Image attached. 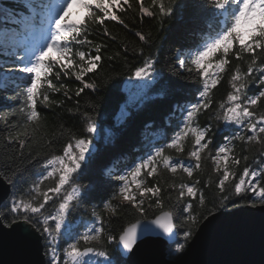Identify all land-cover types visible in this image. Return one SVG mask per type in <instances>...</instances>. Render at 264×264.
Wrapping results in <instances>:
<instances>
[{"label":"snow or ice","instance_id":"6c2138e0","mask_svg":"<svg viewBox=\"0 0 264 264\" xmlns=\"http://www.w3.org/2000/svg\"><path fill=\"white\" fill-rule=\"evenodd\" d=\"M135 5L140 19L152 17L161 26L186 7L178 5L177 0H150L148 5L145 0H135ZM74 7L82 9L84 17L73 20ZM133 7V0H9L0 4V90L13 87L16 96L22 98L15 109H0V123L4 126L0 131V182L12 191V197L0 207V223L7 219L6 227L19 223L35 229L43 238L46 264H122L107 245L116 244L119 251L131 253L138 239L146 234L166 237L175 243V252L182 253L193 235L192 225L199 223L191 201H197L201 208L205 205L201 181L193 178L195 172L203 171L205 157L214 165L218 194L213 208L204 212L201 219L229 202L264 207V0H203L198 7L205 13L209 31L202 33L191 48L178 52L172 68L173 75L188 73L185 79L201 85L196 102L179 108L182 126L178 125L171 137L159 133L158 138L165 141L162 145H156L129 171L115 176L120 182L117 191L101 211L92 209L93 221L82 225L83 231L70 219L86 196L77 182L78 174L85 161L95 155L93 139H100L95 106L90 105L93 112L81 114L86 135L77 136L63 122L55 121L59 132L49 133L47 118L38 103L43 102L45 108H63L62 102L50 98V94L62 93L71 99L62 78L73 74L82 85L75 91L77 97L85 89L95 92L100 87L85 77L97 73V69L102 71V49L108 44L89 37L98 33L116 41L118 38L110 33L106 21L133 31L120 15ZM134 34L143 45L151 46L150 33ZM121 43V49L107 59L126 60L128 53L144 57L128 79L144 81L142 89L157 82L159 53L145 56L143 47L130 48L127 42ZM225 73L229 74L231 91L218 103L212 118L234 126V130H229L231 134L218 148L211 149L213 127H202L199 117L213 107V89ZM253 85L258 90L249 94ZM68 111L79 113V107ZM13 116L18 118L13 120ZM119 119H129L128 112L121 110ZM111 135L104 137L106 142ZM148 138L146 133L145 139ZM189 139L192 147L188 158L194 163H173L169 152L183 154ZM60 140H64V145L57 154ZM235 142L244 145L240 155L236 154ZM254 144L259 146L256 154L260 160L250 166L246 153L248 146ZM242 163L245 166L239 169ZM164 172L171 175L167 189L176 193L175 201L167 207L160 186ZM167 200L173 201L171 194ZM129 210L136 213L135 222L122 228L118 237L106 235L101 213L106 211L111 219ZM148 211L155 212L153 218L149 219ZM178 224L184 228L183 243L178 242Z\"/></svg>","mask_w":264,"mask_h":264},{"label":"trees","instance_id":"16d2710c","mask_svg":"<svg viewBox=\"0 0 264 264\" xmlns=\"http://www.w3.org/2000/svg\"><path fill=\"white\" fill-rule=\"evenodd\" d=\"M133 10L127 13H120L126 21L130 23V27L133 31L124 29L121 25L106 21L112 35L117 36L116 41H111L106 37L99 36L98 33H94L90 36V39L95 40L97 43L105 42L108 44L106 49H102V71L97 69V73H91L85 77V80H95L99 83L100 87L95 91L85 89L79 97L75 96V91L82 87L81 83L75 79V75L71 77H63V83L69 89V95L71 99L66 98L62 93L50 94V98L58 99L62 102L63 108H45L43 102L38 103L39 110L46 116L48 122V131L51 133L53 130L59 132L58 125H54L55 122H63L66 128H70L72 132L77 136H84V120L82 113H91L93 108L90 105H94V115L97 122V126L101 132L104 129L111 130L114 137L109 142L104 140H98L96 144V152L93 158L85 165L81 174H78V184L82 187V195L86 194L82 206L77 209L70 219L75 223L77 220L88 221L92 220L91 211L96 208L97 211H101L102 205L111 198L114 192L117 191L120 182L115 179L118 174H123L129 168L138 164L133 153H138L139 150H134L136 146L145 137L148 130L165 126V116L170 115L173 112V105L182 104L186 100H190L193 96L194 87L198 83H193L188 79V73L180 72L179 75H173L172 68L175 64V58L178 52H184L191 48L197 40H199L201 34L204 31L205 13L198 7L203 3V0H177L178 5L184 4L185 8L174 13V15L167 19L161 26L158 19L144 16L140 19V14L136 10L135 0H133ZM150 0H145V4L148 5ZM135 31H143L145 34H151V46L143 45L135 36ZM127 42L129 47L144 48L145 56L152 53H159L157 69L160 74V79L153 86L152 99L147 101V104L138 112H134L126 124L120 127L115 125V116L122 102L125 99V95L122 89L123 83L128 79L129 75L138 67L144 57L139 55L127 54V59H117L115 61L108 60L107 57L120 50L122 47L121 42ZM236 62L233 61V64ZM229 74L225 73L224 78L220 81L216 89H213V108L218 105L219 102L226 98L227 93L230 91ZM252 91L249 94L255 93L256 85L251 87ZM9 97H13L9 99ZM15 100V102H13ZM79 101V104H77ZM22 103V98L17 97L16 93H11L9 89L0 90V109H15ZM79 107V113L73 114L69 112V109H76ZM264 108V103L261 105ZM209 113H207V116ZM214 116V111H213ZM18 117L13 116L11 119L15 120ZM213 119V118H212ZM216 120L213 119V126ZM215 127V126H214ZM4 130V126L0 123V131ZM67 135V134H66ZM116 136V137H115ZM66 139V136H65ZM64 140H60L56 144V153L59 154L62 151ZM192 144H186V148ZM244 147L242 144H238L236 148V154L240 155L241 150ZM144 148V147H143ZM211 148V147H210ZM258 145L248 146L247 155L249 156L248 165L256 166L255 161L260 160L259 155L256 154ZM212 149V148H211ZM169 154L173 156H182L174 151H170ZM141 157V155H138ZM255 157V159H253ZM194 162V161H193ZM203 171L194 173V179L201 181L200 190L205 196V205L201 208L197 201H191L193 203V214L197 215L199 223L192 225L193 235L190 240L187 241L185 249L182 253L175 252V246H172L168 251L171 260H178L186 252L188 244L193 239L199 226L211 215L220 211H232L239 207L246 206L243 202L237 204L234 202L227 203L226 207H219L213 210V212L206 218L201 219L204 212L213 208V200L217 197L218 189L216 188L217 174L214 172V165L211 159L205 157L203 159ZM245 165L242 163L239 169H242ZM36 170H39V164H37ZM239 171V170H238ZM187 180V177L185 176ZM160 186L162 187L161 195L165 198V206L173 203L176 198V193L171 189H167V182H171V175L168 172H164L160 177ZM211 181V186H209ZM152 178H149V183H152ZM179 181H177L178 183ZM27 186L25 182L24 187ZM164 189H167L166 191ZM171 194L173 201H168L167 196ZM12 197V191L9 198ZM8 198V199H9ZM236 200L239 197L234 198ZM114 203H119L114 201ZM5 204V203H4ZM3 204V206H4ZM127 207V205H125ZM182 207V205L178 206ZM105 217L106 235L112 234L119 236L122 228L127 226L130 222H135L136 213L132 210L121 211L118 217H112L108 219L109 213L106 211L101 213ZM3 215L7 217V212ZM155 212L148 211L149 219L153 218ZM186 219L187 214H183ZM7 223V219L3 222ZM188 225L185 224V228ZM177 231L181 234L178 237V242L183 243L182 234L184 228L178 224ZM63 244V241L61 242ZM110 253L117 259L125 262L121 259L117 245H107Z\"/></svg>","mask_w":264,"mask_h":264},{"label":"water","instance_id":"95a60500","mask_svg":"<svg viewBox=\"0 0 264 264\" xmlns=\"http://www.w3.org/2000/svg\"><path fill=\"white\" fill-rule=\"evenodd\" d=\"M11 189L0 182V207ZM145 223H147L145 221ZM143 227V224L141 225ZM154 227V226H153ZM175 243L164 236H141L131 253L117 250L126 264H264V207L220 211L198 228L186 252L171 260ZM43 238L31 226L0 223V264H46Z\"/></svg>","mask_w":264,"mask_h":264},{"label":"rangeland","instance_id":"374dc122","mask_svg":"<svg viewBox=\"0 0 264 264\" xmlns=\"http://www.w3.org/2000/svg\"><path fill=\"white\" fill-rule=\"evenodd\" d=\"M144 83H145L144 81H137V80H130L126 83L125 91H126L127 103L122 106L121 110H125L128 112L129 107L136 108V107L141 105L142 101L146 98V94L149 92L151 86L153 85V83H152L147 89H142L141 85H143ZM119 117H120V113L118 115V118ZM108 132L109 131L106 129H104L103 132H101L100 129L97 127V136L100 137V139L102 138L103 135L108 134ZM100 139H95V138L93 139V145H94L95 149H96V146H95L94 142L97 140H100ZM87 161L88 160H86L85 163H87ZM173 163H175V162H173ZM91 222L92 221L82 222L81 220H77L74 224L79 226L80 231H83L84 228L82 225L90 224Z\"/></svg>","mask_w":264,"mask_h":264},{"label":"bare ground","instance_id":"6f19581e","mask_svg":"<svg viewBox=\"0 0 264 264\" xmlns=\"http://www.w3.org/2000/svg\"><path fill=\"white\" fill-rule=\"evenodd\" d=\"M122 259V258H121ZM123 260V259H122ZM124 261V260H123ZM125 262V261H124ZM126 264V263H125Z\"/></svg>","mask_w":264,"mask_h":264}]
</instances>
